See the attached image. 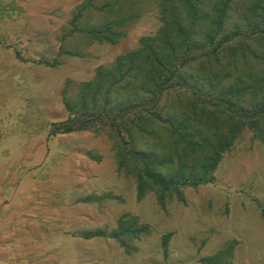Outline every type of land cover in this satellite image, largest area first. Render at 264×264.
Returning a JSON list of instances; mask_svg holds the SVG:
<instances>
[{"label": "rangeland", "instance_id": "374dc122", "mask_svg": "<svg viewBox=\"0 0 264 264\" xmlns=\"http://www.w3.org/2000/svg\"><path fill=\"white\" fill-rule=\"evenodd\" d=\"M0 1L11 6L0 19V264H206L203 257L231 241L233 264H264V143L253 131L245 129L223 156L213 182L184 187L186 202L163 210L154 194L137 199L136 181L116 171L106 135L49 136L41 125L67 117L66 80L90 79L98 66L136 48L158 27L157 9L118 43L97 41L85 55L53 67L30 59L54 58L62 26L83 0ZM88 150L102 158L91 159ZM109 192L120 198L78 201ZM126 212L150 223L152 232L129 238L127 247L76 234L111 230Z\"/></svg>", "mask_w": 264, "mask_h": 264}, {"label": "trees", "instance_id": "16d2710c", "mask_svg": "<svg viewBox=\"0 0 264 264\" xmlns=\"http://www.w3.org/2000/svg\"><path fill=\"white\" fill-rule=\"evenodd\" d=\"M9 7L0 1V19ZM154 9L155 31L98 66L90 79L68 78L61 90L67 117L41 125L49 136L106 135L116 171L136 181L137 199L154 194L168 210L175 200L186 202L184 187L215 180L223 156L245 129L264 143V0H83L62 26L54 58L30 60L57 67L97 41L116 44ZM85 154L102 158L95 150ZM108 198L120 196L90 194L78 201ZM151 232L150 223L126 212L111 230L76 234L114 238L127 247L129 238ZM172 234L162 237L165 252ZM236 244L201 262L233 264Z\"/></svg>", "mask_w": 264, "mask_h": 264}]
</instances>
